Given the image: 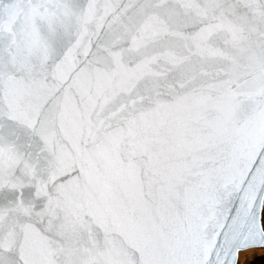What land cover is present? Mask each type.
Returning a JSON list of instances; mask_svg holds the SVG:
<instances>
[{
	"label": "snow or ice",
	"instance_id": "obj_1",
	"mask_svg": "<svg viewBox=\"0 0 264 264\" xmlns=\"http://www.w3.org/2000/svg\"><path fill=\"white\" fill-rule=\"evenodd\" d=\"M254 248L264 0H0V264Z\"/></svg>",
	"mask_w": 264,
	"mask_h": 264
},
{
	"label": "trees",
	"instance_id": "obj_2",
	"mask_svg": "<svg viewBox=\"0 0 264 264\" xmlns=\"http://www.w3.org/2000/svg\"><path fill=\"white\" fill-rule=\"evenodd\" d=\"M248 264H264V255H258L253 257Z\"/></svg>",
	"mask_w": 264,
	"mask_h": 264
},
{
	"label": "water",
	"instance_id": "obj_3",
	"mask_svg": "<svg viewBox=\"0 0 264 264\" xmlns=\"http://www.w3.org/2000/svg\"><path fill=\"white\" fill-rule=\"evenodd\" d=\"M253 252H258L260 255H261V253H262V255H264V254H263V253H264V249H261V248H254V249H251V250H249V251H247V252H245V253H242V255H241V259L243 260V258H244L245 255H248V254L253 253Z\"/></svg>",
	"mask_w": 264,
	"mask_h": 264
},
{
	"label": "rangeland",
	"instance_id": "obj_4",
	"mask_svg": "<svg viewBox=\"0 0 264 264\" xmlns=\"http://www.w3.org/2000/svg\"><path fill=\"white\" fill-rule=\"evenodd\" d=\"M257 253V254H256ZM264 254V253H263ZM258 255H260L258 252H253V253H250V254H248L247 256L245 255V257L243 258V262H244V264H248V262L253 258V257H255V256H258ZM261 255H262V253H261ZM247 257V258H246Z\"/></svg>",
	"mask_w": 264,
	"mask_h": 264
},
{
	"label": "bare ground",
	"instance_id": "obj_5",
	"mask_svg": "<svg viewBox=\"0 0 264 264\" xmlns=\"http://www.w3.org/2000/svg\"><path fill=\"white\" fill-rule=\"evenodd\" d=\"M257 254V253H256ZM247 256V255H246ZM245 257V256H244ZM247 258V257H246Z\"/></svg>",
	"mask_w": 264,
	"mask_h": 264
}]
</instances>
